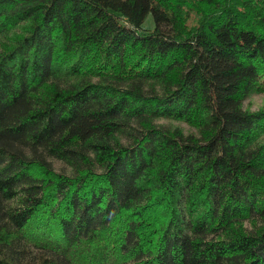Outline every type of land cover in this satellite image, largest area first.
<instances>
[{"label": "trees", "instance_id": "16d2710c", "mask_svg": "<svg viewBox=\"0 0 264 264\" xmlns=\"http://www.w3.org/2000/svg\"><path fill=\"white\" fill-rule=\"evenodd\" d=\"M254 94L264 0H0V264H264Z\"/></svg>", "mask_w": 264, "mask_h": 264}, {"label": "rangeland", "instance_id": "374dc122", "mask_svg": "<svg viewBox=\"0 0 264 264\" xmlns=\"http://www.w3.org/2000/svg\"><path fill=\"white\" fill-rule=\"evenodd\" d=\"M143 28L152 29L153 20L152 15H149L143 24ZM264 107V94H254L244 102V108H250V110H258Z\"/></svg>", "mask_w": 264, "mask_h": 264}]
</instances>
